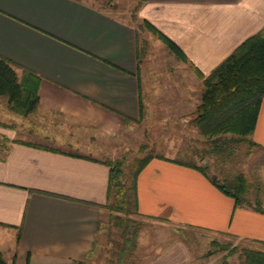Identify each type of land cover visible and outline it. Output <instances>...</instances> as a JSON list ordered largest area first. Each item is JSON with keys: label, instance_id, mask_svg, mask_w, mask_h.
Instances as JSON below:
<instances>
[{"label": "crops", "instance_id": "0c3cea01", "mask_svg": "<svg viewBox=\"0 0 264 264\" xmlns=\"http://www.w3.org/2000/svg\"><path fill=\"white\" fill-rule=\"evenodd\" d=\"M144 22L185 58L174 56L162 103L185 119L200 98L191 90L202 86L195 71L208 76L263 30L264 0H147L133 18L86 0H0V57L19 77L23 69L40 78L36 109L20 115L31 122L15 125L0 113V253L7 264L88 263L107 212L101 206L109 168L102 162L134 145L151 114L142 77H150L154 65L143 63L149 52L137 59L136 48H147L142 31L165 45ZM250 139L264 156V99ZM136 187L141 219L264 251V199L262 212L236 206L202 173L157 158ZM146 264H190V256L171 246Z\"/></svg>", "mask_w": 264, "mask_h": 264}, {"label": "trees", "instance_id": "16d2710c", "mask_svg": "<svg viewBox=\"0 0 264 264\" xmlns=\"http://www.w3.org/2000/svg\"><path fill=\"white\" fill-rule=\"evenodd\" d=\"M81 1V0H74ZM147 0H140L137 7ZM144 28L156 36L176 58L184 61L180 50L166 37L161 35L148 23H143ZM137 59L142 56L143 47L138 49ZM16 66L0 57V97L4 98L9 109L21 116H28L39 103L38 87L40 78L27 70H22L19 77ZM201 80L199 102L193 112L190 123L198 134L205 139L207 147L197 149L195 154L199 161H204L207 156L229 155L230 152L243 142L254 149L257 145L248 139L251 137L257 122L261 101L264 99V28L248 38L237 47L223 62H221L208 76H203L195 71ZM51 150V149H47ZM74 156V155H72ZM154 158L167 160L175 164L194 169L208 177L211 183L224 195L232 198L236 206L247 204L246 195L253 187L243 174L234 177L233 182L226 178L219 180L209 175L208 165L196 162H179L161 156L148 155L138 162L137 168L128 177L123 170V160L105 159L102 164L109 168V182L106 193V202L101 209L108 212L109 227L114 228L119 239L114 242L116 247L112 253L115 261L106 260V264H122L125 255L136 249V236L141 224L135 217L141 218L137 209V177L146 165ZM253 209L262 212L261 203H255ZM248 205V204H247ZM100 220L97 223L99 231ZM111 229H108V234ZM212 245L220 249L227 246ZM223 257L221 264H229L228 258L235 255L238 250L230 248ZM210 254V253H209ZM238 258L242 264H264V251L255 249H241ZM0 264H7L0 253ZM75 264H84L76 262Z\"/></svg>", "mask_w": 264, "mask_h": 264}, {"label": "rangeland", "instance_id": "374dc122", "mask_svg": "<svg viewBox=\"0 0 264 264\" xmlns=\"http://www.w3.org/2000/svg\"><path fill=\"white\" fill-rule=\"evenodd\" d=\"M86 1L97 7L125 12L133 18L140 0ZM123 17L122 19L129 20L125 16ZM142 32L145 34L142 37L148 39L146 42L147 48L145 47L144 52H149L148 55L146 54L148 58L144 59L143 63L149 59L150 64L154 65L150 77L148 75L142 77V89L148 97V99L143 98V104L144 107L149 106L151 110L150 118L149 120L143 118L145 119L142 122L143 128L139 131V138L134 145L120 148L114 155L112 154L105 159L123 160V170L128 177H131V174L137 168L138 162L148 155L161 156L179 162H196L197 164L206 162L209 175L215 176L219 182L225 178L233 182L234 177L238 174L246 176L250 184L253 185L246 195L247 204L254 207L256 202L261 203L264 199V156L256 148L251 149V147H248L247 142H243L227 156L224 155L221 158V156L211 155L207 156L204 161H199V157L195 152L197 149L199 151V149L207 147V144L190 123L193 115L184 116L185 119H178L168 113L162 104L165 102L168 89L166 80L170 79L167 78L168 74L166 72L173 68L175 64L174 55L167 51L166 47L158 40L154 41L151 37L149 38L146 32ZM144 66L146 67L145 64ZM191 90H198L197 95L200 96L201 88L197 89L195 85H192ZM160 91H164V96H160ZM197 95L195 97L191 94V100L192 98L197 100ZM4 100L0 97V113H3L2 116L6 121L15 125L24 121L26 123L32 121L31 118L29 120L21 119L22 117L15 112L9 113ZM9 114H12V117ZM49 139L55 138L49 136ZM57 139L60 141L59 138ZM87 153L92 156L97 155L96 152ZM107 214L108 212L101 213V225L97 234L96 246L93 254L88 258V263L84 264H106V260L109 259L115 261V256H112V253L116 250V247L111 242L109 243L108 237L111 236L114 242H118L119 239L114 228L109 227ZM135 220L141 224L135 239L137 246L133 252H128L125 255L122 264H146L149 260L158 257L165 248L168 249L171 246H182L190 256V264H221L223 257L228 253L227 250L235 248L238 252L229 257L227 261L229 264H242V259L238 258L240 250L250 249L247 244L223 240L193 228L166 224L160 221L154 222L138 217H135ZM108 229H111V232L107 236ZM212 242L227 247L223 250L212 245Z\"/></svg>", "mask_w": 264, "mask_h": 264}, {"label": "water", "instance_id": "95a60500", "mask_svg": "<svg viewBox=\"0 0 264 264\" xmlns=\"http://www.w3.org/2000/svg\"><path fill=\"white\" fill-rule=\"evenodd\" d=\"M204 163V162H203Z\"/></svg>", "mask_w": 264, "mask_h": 264}]
</instances>
